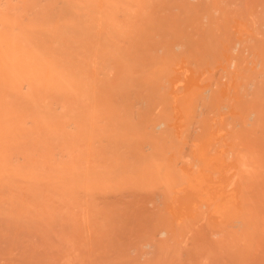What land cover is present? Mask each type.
<instances>
[{
    "label": "bare ground",
    "instance_id": "1",
    "mask_svg": "<svg viewBox=\"0 0 264 264\" xmlns=\"http://www.w3.org/2000/svg\"><path fill=\"white\" fill-rule=\"evenodd\" d=\"M0 264H264V0H0Z\"/></svg>",
    "mask_w": 264,
    "mask_h": 264
},
{
    "label": "rangeland",
    "instance_id": "2",
    "mask_svg": "<svg viewBox=\"0 0 264 264\" xmlns=\"http://www.w3.org/2000/svg\"><path fill=\"white\" fill-rule=\"evenodd\" d=\"M188 19L189 18H186V20L184 19H181V20H183V22L184 21H186L185 23H182L181 22V20L179 21L180 23H182V25H183V28H185L184 26L185 25H189V24H192V22H193V20L192 19H190L189 21H188ZM191 20H192V22H191ZM178 22V21H177ZM177 22H174V23H172V24H174V26H176V25H178L179 26V24H177ZM178 22V23H179ZM191 22V23H190ZM186 26V27H187ZM177 27V26H176ZM184 30V29H183ZM195 40V39H194ZM222 40H220L219 38H218V36H216L215 34H213V35H208V36H206L205 38L204 37H196V40H195V42H193L194 44L192 45L193 47H194V45H195V43H199V44H203V45H206L207 47H206V49H203V51H201L200 53H198L197 55H193V56H191V58H190V61L192 62V69H193V71L194 72H192L194 75L196 74L195 72H197L199 69H202V68H204L208 73H209V70H211L212 69V71H213V69L217 66V65H219V64H216L215 63V61L217 62V60L219 59V61L222 59L223 61H224V59H226V57L229 59V55L230 54H228L227 52H224L222 49H221V47H222V42H221ZM205 51L206 52H208V54H209V56H211V60H210V62L208 63V65H207V63H205V64H202L203 62H204V60H205V57H204V53H205ZM211 52V53H210ZM206 54V53H205ZM227 54H228V56H227ZM260 56H262V55H260ZM231 57V56H230ZM252 61H253V59H252ZM248 62H250L251 63V60L250 59H248ZM220 63V66H221V63L223 64V62L221 61V62H219Z\"/></svg>",
    "mask_w": 264,
    "mask_h": 264
}]
</instances>
